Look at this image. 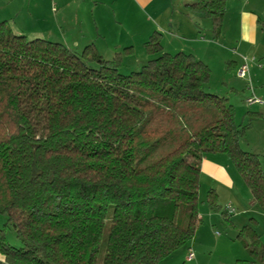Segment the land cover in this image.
Instances as JSON below:
<instances>
[{"label":"trees","instance_id":"trees-1","mask_svg":"<svg viewBox=\"0 0 264 264\" xmlns=\"http://www.w3.org/2000/svg\"><path fill=\"white\" fill-rule=\"evenodd\" d=\"M227 3L186 7L213 21L219 41ZM161 39L155 33L145 44L153 59L124 75L120 53L106 60L94 44L78 53L0 23V254L9 264H98L107 227L103 264H162L201 224L209 154L232 160L264 213L263 166L241 147L250 123L206 91L212 72L204 62L165 53ZM207 205L231 222L215 190ZM253 226L237 236L251 260L236 264H264Z\"/></svg>","mask_w":264,"mask_h":264},{"label":"crops","instance_id":"crops-1","mask_svg":"<svg viewBox=\"0 0 264 264\" xmlns=\"http://www.w3.org/2000/svg\"><path fill=\"white\" fill-rule=\"evenodd\" d=\"M129 1L131 8L140 11L146 22L152 23L151 30L150 25H147L148 27L144 26L147 29L142 33L132 31L127 36V22H129L127 1L126 12L120 20L113 16V11L104 1L95 2L92 12L91 7L88 8L82 2L78 11L82 17L88 11L93 13L92 28L89 25L86 33L83 32L78 37L67 35L60 27L58 31L61 34L57 38L69 48L72 45L75 50H83L86 46L94 44L106 60H112L120 53L123 55L124 66L130 58L127 57L125 50L128 48L135 50L134 39L143 35L142 45L145 49V44L150 38L155 33H159L165 53L183 52L193 55L211 69L212 79L209 84H215V91L212 93L225 97L232 103L236 110L237 122L240 117V124L250 123L251 127L241 141V147L258 155L264 169V105L249 107L246 103L251 94L264 101V0H228L227 14L219 41H216L214 33L210 32L214 26L213 21L202 14L189 11L186 0H165L156 11L155 19L150 18L146 10L154 6L157 0ZM66 4L63 8L67 6ZM231 5L234 7L233 16H229ZM38 6L39 0H0V23L7 22L15 33L29 36L33 25L40 22ZM141 23L138 25L134 23L133 30L139 28ZM52 31V29L48 30L50 33ZM209 35L212 36L209 38ZM146 54L148 55L147 51ZM108 55H113L112 59L108 58L110 57ZM148 58L150 60L153 57L148 55ZM244 58L251 61L250 72L247 79H240L238 71ZM215 63H218L221 74L219 80L213 83ZM210 190L216 191L219 197L218 204L223 211L227 213L226 209L229 205L236 210L233 215L227 213L232 222L230 231L238 236L237 232L242 227L254 225V229L264 242V213L254 202L243 177L227 155L209 154L201 163L200 199L202 191L206 195L205 201L200 200L203 203L200 208L202 225L185 248L177 251L162 264H236L238 261L251 260V256L242 242L237 240V236L230 234L229 238L215 239V236H221L215 233V227H210L209 224H213V219L217 215L207 213L205 207ZM223 194L228 195L227 204L221 200ZM206 217H209L207 224ZM251 221L256 223L252 224ZM191 253H194L195 257L188 260ZM0 264H9L1 254Z\"/></svg>","mask_w":264,"mask_h":264},{"label":"rangeland","instance_id":"rangeland-1","mask_svg":"<svg viewBox=\"0 0 264 264\" xmlns=\"http://www.w3.org/2000/svg\"><path fill=\"white\" fill-rule=\"evenodd\" d=\"M99 1H104L106 2V5L108 7L111 8V10L113 11V16L115 15L117 20L121 19V16H123V14L126 12L125 9V5H126V1H127V16H129V22H127V36L130 35L132 33V31H136L137 33H139L141 31L146 30L145 27H148L147 25H150V30L152 26V23H149L148 21L146 22L145 18H143V15L141 14L140 11L131 8L130 7V1L129 0H39V11H40V15L41 18L39 19L40 22H37L35 25H33V27L31 28L32 32L31 34L28 35H24L26 36L29 40H33V39H37V38H41V39H45V40H50L53 42H58V43H62L60 42L59 39L57 38L58 35L61 34V32H59L58 30L61 28H63V30L65 31V33L67 35H72V36H80L81 33H86L87 27H89V25H91L90 28H92L93 26V13L92 12V7H94L95 2H99ZM165 0H157V2L155 3L154 6L147 8V14L150 18L155 19L157 16V10L161 7V5L163 4ZM82 2H84V5L87 6L88 8L91 7V12L88 11L86 12V15L82 17V14L78 11L80 10V6H82ZM234 2V1H233ZM67 3V4H66ZM67 5L65 8H63L64 5ZM232 4V3H231ZM106 7V6H105ZM60 12L59 14L57 12ZM145 14V13H144ZM234 14V7L230 8L229 11V16H233ZM135 30H133V25L134 23L136 25L140 24ZM145 26V27H144ZM132 27V28H131ZM140 28H142V30H139ZM52 29L53 31L50 33L48 32V30ZM119 29V28H118ZM116 29V30H118ZM115 30V31H116ZM114 31V32H115ZM211 34L213 33V29L210 31ZM130 33V34H129ZM134 33V32H133ZM19 34V33H17ZM37 34V35H35ZM205 34V33H204ZM206 34H208L206 32ZM210 34V33H209ZM135 34H133L134 36ZM212 35H209L208 37L210 38ZM214 36V35H213ZM128 37H127V42L128 41ZM143 35L140 37H137L136 39H134V43H135V50H133V53L130 54L128 53L127 57H130L127 59V62L124 66H122L120 72L124 75H128L131 74L132 72H138L140 71V69L146 65L148 63V55L146 54V51L143 47ZM69 47V46H67ZM72 48V45L71 47ZM72 50L80 53L82 49L80 50H75L74 48H72ZM111 58L113 57V55H108ZM153 58H150V60ZM213 71H214V79H213V83H215V81H218L220 78V69L218 67V63H215L213 65ZM214 85L215 84H209L207 85L206 91L207 92H214ZM232 104V103H231ZM240 117L238 119V123L240 124ZM201 202L202 200L205 201V193L202 191L201 193ZM222 202L224 204H227L228 202V195H222L221 198ZM218 201H219V197H218ZM199 202V214H200V208L203 205V203ZM226 205H224L225 207ZM207 209V213H211L212 215H217L215 216V219L213 224H209L210 227H215L214 232L218 233L219 236L221 237H216L215 239H221V238H229L230 234L235 235L234 232L230 231L232 229H230L232 227L231 223L227 221L221 214V212L218 211H214L211 210L209 208V206H205ZM216 217H218V221L216 220ZM209 217H206L205 222L207 224V222L209 221L208 219ZM211 219V218H210ZM7 219L3 216H0V228H3L6 224ZM252 224H255V221H251ZM202 223L200 224L199 227H201ZM243 228V227H242ZM109 229L110 227H107L105 230V234L102 240V244L100 247V253H99V263L98 264H103L104 263V259H105V255H106V249H107V245H108V237H109ZM238 234V232H237ZM237 235H235L236 237ZM7 238L9 243L16 247V248H20L21 247V243L18 241V239L16 238V234L14 232V230L12 229H8L7 230Z\"/></svg>","mask_w":264,"mask_h":264},{"label":"built area","instance_id":"built-area-1","mask_svg":"<svg viewBox=\"0 0 264 264\" xmlns=\"http://www.w3.org/2000/svg\"><path fill=\"white\" fill-rule=\"evenodd\" d=\"M250 65H251V61L247 58H244L243 64L238 71V77L240 79L248 78L250 72ZM246 103L249 107L255 105H264V101L258 99L254 94H251V96L246 100ZM226 210L229 215H233L236 213V210L230 205L227 207ZM194 257H195L194 253H191L188 257V260H192Z\"/></svg>","mask_w":264,"mask_h":264}]
</instances>
